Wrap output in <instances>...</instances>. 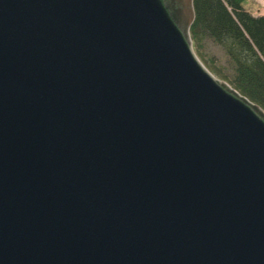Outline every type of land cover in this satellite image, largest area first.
Listing matches in <instances>:
<instances>
[{
  "label": "water",
  "instance_id": "95a60500",
  "mask_svg": "<svg viewBox=\"0 0 264 264\" xmlns=\"http://www.w3.org/2000/svg\"><path fill=\"white\" fill-rule=\"evenodd\" d=\"M194 18L0 0V264H264V111Z\"/></svg>",
  "mask_w": 264,
  "mask_h": 264
},
{
  "label": "trees",
  "instance_id": "16d2710c",
  "mask_svg": "<svg viewBox=\"0 0 264 264\" xmlns=\"http://www.w3.org/2000/svg\"><path fill=\"white\" fill-rule=\"evenodd\" d=\"M192 1L195 54L203 59L205 44L219 47L223 63L212 61L206 68L264 111V16H252L248 0Z\"/></svg>",
  "mask_w": 264,
  "mask_h": 264
},
{
  "label": "rangeland",
  "instance_id": "374dc122",
  "mask_svg": "<svg viewBox=\"0 0 264 264\" xmlns=\"http://www.w3.org/2000/svg\"><path fill=\"white\" fill-rule=\"evenodd\" d=\"M245 4L249 7L250 9L249 13L252 16H255V17L264 16V0H248L245 2ZM202 53H203V59H199L198 57L197 58L200 60V62L203 65L208 64V63L210 64V62L212 61L214 62V64L219 65V64H222L224 61L223 60L224 57H223L221 50L219 49V47L213 44H205ZM204 66L206 67V65ZM214 77L218 79L215 75Z\"/></svg>",
  "mask_w": 264,
  "mask_h": 264
}]
</instances>
